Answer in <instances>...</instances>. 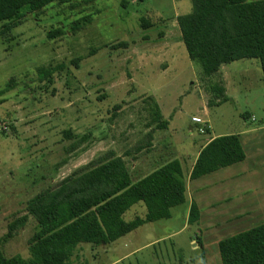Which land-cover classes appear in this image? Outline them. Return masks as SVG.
Instances as JSON below:
<instances>
[{"label":"rangeland","instance_id":"obj_1","mask_svg":"<svg viewBox=\"0 0 264 264\" xmlns=\"http://www.w3.org/2000/svg\"><path fill=\"white\" fill-rule=\"evenodd\" d=\"M191 12V0H72L28 16L12 42L0 39V91H6L0 97V239L27 214L32 197L110 152L124 158L134 181L180 160L187 202L172 209L170 220L144 225L110 246L80 245L74 264H222L220 241L264 224L260 62L224 65L218 77L205 79L177 22ZM86 17L90 24L72 33L70 25ZM142 18L153 26L144 30ZM57 31L63 36L51 40ZM50 66L64 68L41 83L37 69ZM220 82L229 101L215 106L210 87ZM149 98L159 104L167 129L152 126ZM194 117L207 123L208 133H200ZM67 130L89 137L71 154L75 141L64 138ZM228 135H244L245 162L190 181L197 151ZM193 201L201 216L189 225ZM146 213L140 204L124 220ZM35 227L30 218L6 243L7 257L29 260Z\"/></svg>","mask_w":264,"mask_h":264},{"label":"trees","instance_id":"obj_2","mask_svg":"<svg viewBox=\"0 0 264 264\" xmlns=\"http://www.w3.org/2000/svg\"><path fill=\"white\" fill-rule=\"evenodd\" d=\"M71 1L0 0V39L12 42L14 30L22 26L28 16H38L54 4L65 5ZM191 2L192 12L178 17L177 22L189 59L202 67L204 78L218 77L224 65L256 60L260 62L264 81V0ZM127 5V1H123L122 7ZM90 20L86 17L74 21L70 31L80 32ZM152 26L148 19H141L144 30ZM63 34V31H57L49 38L52 40ZM120 45L126 46L125 43ZM63 68L40 67L38 78L41 83L51 82ZM210 91L219 101L215 106L229 101L223 82L211 85ZM5 92L0 91V97ZM145 104L150 105L152 126L167 129L169 123L164 120L154 98H149ZM243 118L250 119V114H244ZM63 135L65 139L75 141L67 149L68 154L75 152L89 138H80L72 130L64 131ZM246 158L241 136L214 138L200 151L189 179L192 182L200 180L243 163ZM187 198L188 184L179 160L161 165L151 174L134 181L124 158L110 152L27 202V214L11 222L8 233L0 239V264H74L73 258L80 245L110 246L144 225L170 220L172 209L184 205ZM140 204L145 205L146 215L126 222V214ZM200 216L201 210L193 201L188 224H197ZM30 218L36 227L28 242L29 260L21 256L7 257L6 243L27 226ZM218 251L222 264H264V224L223 239L218 244Z\"/></svg>","mask_w":264,"mask_h":264},{"label":"built area","instance_id":"obj_3","mask_svg":"<svg viewBox=\"0 0 264 264\" xmlns=\"http://www.w3.org/2000/svg\"><path fill=\"white\" fill-rule=\"evenodd\" d=\"M192 122L195 124V125H197V126H199V127H201L202 129L200 130V133L201 134H205V131L207 130V123L203 120V119H201V118H198V117H195V118H193L192 119Z\"/></svg>","mask_w":264,"mask_h":264},{"label":"crops","instance_id":"obj_4","mask_svg":"<svg viewBox=\"0 0 264 264\" xmlns=\"http://www.w3.org/2000/svg\"><path fill=\"white\" fill-rule=\"evenodd\" d=\"M195 118V117H194ZM199 118V117H198ZM239 136H241V135H239ZM244 136V135H243ZM243 136H241V138L243 137ZM214 138H217V137H214ZM214 138H212V139H214ZM211 139V140H212ZM243 139V138H242ZM211 140L210 141H208L207 143H205L202 147H201V149L200 150H198L197 151V154H196V156H195V158H194V160H193V162H192V167H191V170L193 169V167H194V165H195V163H196V160H197V158H198V156H199V153H200V151L208 144V143H210L211 142ZM175 160H178V159H175ZM180 161V160H179ZM181 162V161H180ZM182 163V162H181ZM182 165H183V163H182ZM184 166V165H183ZM183 169H184V167H183ZM191 170H190V173H191ZM190 173H189V175H190ZM188 184V183H187Z\"/></svg>","mask_w":264,"mask_h":264}]
</instances>
